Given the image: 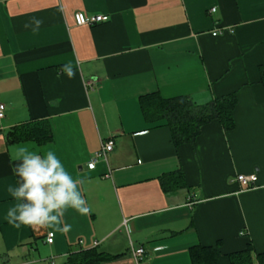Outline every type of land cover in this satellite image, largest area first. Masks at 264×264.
Returning a JSON list of instances; mask_svg holds the SVG:
<instances>
[{
  "label": "crops",
  "instance_id": "0c3cea01",
  "mask_svg": "<svg viewBox=\"0 0 264 264\" xmlns=\"http://www.w3.org/2000/svg\"><path fill=\"white\" fill-rule=\"evenodd\" d=\"M77 12L109 19L77 26ZM65 63L71 79L61 71ZM262 70L264 0H0V264H68L90 249L109 257L99 264H136L129 244L144 250L138 264H191L189 249L197 245L218 246L217 264H229L227 255L247 243L259 264ZM233 92V129L212 121L178 147L139 105L151 93L205 105ZM34 121L47 122L49 142L7 141L10 130ZM107 139L112 151L89 170ZM19 147L54 151L81 182L91 211L68 210L67 233L7 223L18 203L8 189L16 186ZM178 171L180 186L164 192L159 178ZM237 175H255L254 187L244 189Z\"/></svg>",
  "mask_w": 264,
  "mask_h": 264
},
{
  "label": "trees",
  "instance_id": "16d2710c",
  "mask_svg": "<svg viewBox=\"0 0 264 264\" xmlns=\"http://www.w3.org/2000/svg\"><path fill=\"white\" fill-rule=\"evenodd\" d=\"M260 83L264 84V71ZM236 93L214 98L205 105H198L188 97L163 98L159 93H151L139 98L143 117L154 126H166L174 147L192 144L199 136L202 127L212 121H218L224 132L234 127L233 111L236 105ZM51 140L47 122L34 121L13 128L7 133L9 143L32 141L38 145ZM183 175L180 171L162 175L159 178L164 192L180 186ZM254 249L251 243L240 251L227 255L229 264H252ZM259 264H264V253L255 254ZM191 264H217L218 246H194L189 249ZM109 257L95 249L85 250L69 256L68 264H99Z\"/></svg>",
  "mask_w": 264,
  "mask_h": 264
},
{
  "label": "clouds",
  "instance_id": "9594fccd",
  "mask_svg": "<svg viewBox=\"0 0 264 264\" xmlns=\"http://www.w3.org/2000/svg\"><path fill=\"white\" fill-rule=\"evenodd\" d=\"M40 23L35 18L31 21L34 29ZM61 71L68 79L74 76L70 63L62 65ZM15 158L18 161L14 165L17 182L8 191L18 203L7 210V223L15 228L24 225L67 233L72 226L62 224V219L68 210L80 216L89 215L91 209L78 187L81 182L69 174L54 151L40 154L19 147Z\"/></svg>",
  "mask_w": 264,
  "mask_h": 264
},
{
  "label": "built area",
  "instance_id": "2783aa9c",
  "mask_svg": "<svg viewBox=\"0 0 264 264\" xmlns=\"http://www.w3.org/2000/svg\"><path fill=\"white\" fill-rule=\"evenodd\" d=\"M213 11L214 9H211V12ZM108 19L109 18L107 15H101V14L86 15L82 12H77L74 14V22H75V25L77 26H93L98 23L106 22L108 21ZM215 35L216 33H212V36H215ZM4 109H5L4 105L0 104V119L3 118ZM113 147H114V143L111 139L101 140L99 142V149L93 154V156L87 163V168L89 170L94 169L96 161L99 159L105 160L107 154L112 151ZM235 181L239 183L244 189H250L254 187V183L256 182V176L255 175H248V176L237 175L235 177ZM52 239H53V233L51 234L48 233L46 235L45 241L46 243L50 244L52 243ZM129 248H130L132 259L134 260L136 264H138L143 258V254H144L143 248L141 246L134 248L132 244H129Z\"/></svg>",
  "mask_w": 264,
  "mask_h": 264
}]
</instances>
